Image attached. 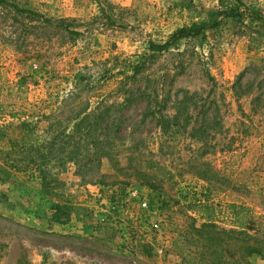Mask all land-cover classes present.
Here are the masks:
<instances>
[{"label": "rangeland", "instance_id": "obj_1", "mask_svg": "<svg viewBox=\"0 0 264 264\" xmlns=\"http://www.w3.org/2000/svg\"><path fill=\"white\" fill-rule=\"evenodd\" d=\"M7 1L52 24L0 6L1 124L23 120L43 130L47 115L119 103L125 83L134 92L116 104L119 129L98 168L48 166L55 180L46 188L32 163L0 158V264H264L263 242L261 255L241 260L227 237H201L193 208L217 205L214 225L229 230L234 206H248V231L264 238V38L224 23L204 39L181 40L131 80L149 42L189 22L176 4L190 0ZM256 1L264 12V0ZM77 73L88 80L75 83ZM165 94L161 113L187 109L185 130L164 133L148 114ZM202 121L206 140L190 136ZM204 161L217 179L199 174Z\"/></svg>", "mask_w": 264, "mask_h": 264}, {"label": "trees", "instance_id": "obj_2", "mask_svg": "<svg viewBox=\"0 0 264 264\" xmlns=\"http://www.w3.org/2000/svg\"><path fill=\"white\" fill-rule=\"evenodd\" d=\"M0 6L14 8L18 13H28L37 16L45 23L52 24V21L43 15L29 9L19 8L7 0H0ZM176 6H179V12L181 10L187 12L189 22L177 27L163 42L150 41L149 53L139 56L138 60L132 63V73L128 79L134 80L158 55L173 49L178 50L181 40L199 37L204 39L208 32L216 30L224 23L231 22L239 25L240 30L249 34L252 40L264 38V12L256 0H217L215 7L207 8L194 6L190 0L178 2ZM57 25L73 34H79L76 31H70L64 22H59ZM25 80L24 76L18 77L15 81L17 90L22 88ZM85 80H88V77L81 73L74 75L75 83ZM119 90L127 94L121 102L107 105L101 101L92 109L83 107L76 112L71 110L70 114L63 118L57 115H47L49 121L43 130L36 124L23 120L17 123L13 121L0 123V158L4 162H13L11 163L13 167L18 166L19 162L32 163L39 170L42 183L46 188L50 182L55 180L48 171V166L61 170L67 163H72L77 172H88L93 168H98L102 158L111 154L114 139H116L114 134L119 129V117L113 116L114 110L117 109V105L122 107L124 103L130 101L134 92L132 88L126 87V83ZM136 92L141 97L149 95V92L141 88H137ZM151 92L156 93V89L153 88ZM157 95L156 93L153 97L156 98ZM168 98L169 95L165 94L160 106L147 109L148 114L151 116L157 114V124L164 133H169L173 128L177 130L184 128L185 130L191 118L187 109L180 110L172 117H166L167 115L161 113L166 107ZM208 129L209 127L202 121L198 127L191 129L190 136L206 140ZM201 166L206 168L199 172L200 175L210 179L218 178L215 176V171L210 169L209 163L204 161ZM216 206L204 201L193 207L202 220L196 232L203 238H205L204 234L208 236L214 233L217 235L215 240H220L221 235L227 237L241 260L248 256L261 255L263 247L260 244L262 242L264 244V238L259 239L248 231L251 228L250 208L245 205L234 206L231 219L232 228L217 230L214 225Z\"/></svg>", "mask_w": 264, "mask_h": 264}, {"label": "built area", "instance_id": "obj_3", "mask_svg": "<svg viewBox=\"0 0 264 264\" xmlns=\"http://www.w3.org/2000/svg\"><path fill=\"white\" fill-rule=\"evenodd\" d=\"M130 196H131L132 198H136V191L131 190V192H130ZM142 205H143V206H146L147 203H146L145 201H143V202H142Z\"/></svg>", "mask_w": 264, "mask_h": 264}]
</instances>
